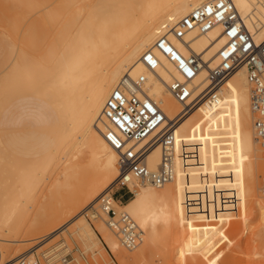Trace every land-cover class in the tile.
I'll use <instances>...</instances> for the list:
<instances>
[{
    "label": "bare ground",
    "instance_id": "1",
    "mask_svg": "<svg viewBox=\"0 0 264 264\" xmlns=\"http://www.w3.org/2000/svg\"><path fill=\"white\" fill-rule=\"evenodd\" d=\"M208 1L15 0L7 22V35L13 37L10 57L0 66V110L13 98L34 95L53 109V116L42 113L18 123L12 137L0 141V156L7 152L11 157L4 163L11 174L0 193V261L1 242L19 241L10 237L22 229L21 218L40 200L44 185L49 200L58 199L59 205L44 211L49 219H37L30 229L48 227L46 234L67 230L95 244L104 239L125 262L158 244L169 251L172 264H217L218 248L225 232L234 228L237 211L239 218L256 219L264 231L262 184L260 191L257 186L264 177L259 160L264 158V140L258 135L244 66L226 79L219 102L204 98L175 125L172 177L167 182L156 185L135 177L130 199L112 197L116 209L128 212L141 230V242L127 248L137 249L122 248L100 205L120 173L119 152L105 137L103 110L110 94L125 77L143 75L145 95L162 108L167 121L181 112L183 105L169 84L183 76L157 48L163 36L184 55L198 56L201 68L191 87L194 95L204 93L210 68L219 64L218 52L227 42L223 27L217 24L205 32L195 28L184 37L176 36L174 28ZM232 1L256 43L263 42L264 0ZM76 13L83 14L78 23ZM148 50L159 60L155 69L144 62ZM85 153L89 159L82 161ZM162 162L157 141L146 163L157 172ZM89 212L95 224L87 219ZM256 254L262 257L263 252ZM24 256L32 260L33 251Z\"/></svg>",
    "mask_w": 264,
    "mask_h": 264
},
{
    "label": "built area",
    "instance_id": "2",
    "mask_svg": "<svg viewBox=\"0 0 264 264\" xmlns=\"http://www.w3.org/2000/svg\"><path fill=\"white\" fill-rule=\"evenodd\" d=\"M221 24L227 42L220 48V62L210 68L206 91L194 95L192 79L201 68L196 55H184L167 37L157 40L156 46L181 72L182 79H174L169 84L170 90L183 108L173 119L167 121L162 108L149 96L145 95V76L137 79L125 77L121 84L110 94L103 114L107 124L105 137L119 152V176L114 189L107 192L100 200L101 208L107 212L108 224L120 236L123 245L132 249L142 239L141 230L128 212H119L113 205L112 197L126 198L133 195L130 183L137 177L151 181L156 185L167 182L172 177V145L175 141V125L203 99L217 103L220 100V89L238 68L244 66L251 85V97L256 112L258 135L264 140V41L256 43L253 34L244 27L239 12L232 0H211L204 2L191 13L184 16L174 28L178 37L195 28L201 32L208 31ZM146 65L155 69L159 60L152 50L143 56ZM167 122L166 124H164ZM148 139L141 147L137 144ZM159 141L163 148V162L157 172L150 170L146 163L148 151ZM125 190L124 193H120ZM261 193L264 199V179ZM119 196V197H118ZM62 264L70 261L68 255L60 257ZM19 264H39V260L21 259ZM115 264V259L108 263Z\"/></svg>",
    "mask_w": 264,
    "mask_h": 264
},
{
    "label": "rangeland",
    "instance_id": "3",
    "mask_svg": "<svg viewBox=\"0 0 264 264\" xmlns=\"http://www.w3.org/2000/svg\"><path fill=\"white\" fill-rule=\"evenodd\" d=\"M15 8V0H0V66L10 57L9 53L11 46L9 42L13 40V37L11 38V36L8 37L7 35V22L8 17L14 12ZM38 16V14H35L33 17L37 19ZM74 16V23H78L81 21L83 14L76 13ZM33 17L32 19H34ZM14 38V40L17 39L16 36H14ZM30 108H32L29 112L31 114L25 116V112ZM42 113L52 117L53 109H51L46 102L34 95H21L13 98L3 110H0V141L1 139L6 140L12 137V134L15 132L16 124L33 121L34 118L42 115ZM88 159L89 154L85 153L82 161H87ZM9 160H11V157L7 152L0 156V193L4 187V181L11 174L10 170L4 166V163ZM259 160L264 162V158H260ZM263 179L264 177H261V179L257 181L258 191H260ZM124 192L125 190H121L120 193ZM49 195V189L44 185L40 192V200L22 216V229L16 233L17 235L13 234L10 237L11 239L19 238L18 242H1V258L3 260L0 261V264H4L7 260H18L14 264H19L21 258L25 260L28 258L27 261H31L29 257L24 256L31 250L33 251L32 260H34V258L39 260V264H62L60 262V257L66 254L70 261L68 264H108L113 258L115 259V264H172L173 259H171L169 251L158 244L147 247L144 254H139L131 261L125 262L117 252L113 251L108 246L104 239L100 241V243L95 244L87 237H80L77 234L71 236L67 230H63V233L61 230L60 232L56 231L46 234L49 232L48 227L38 230L30 229L31 227L29 226L37 219L39 222L47 220L45 219L48 218V214L45 213L46 211L50 212L53 210V207L55 209L58 207V199L50 201V198H48ZM132 196L133 195L126 197V200H123V198H118V200L127 201ZM41 207L45 209L40 211ZM90 208L91 207H89L88 210ZM236 213L235 215L237 216L234 215V219L232 217V225H234V228L225 232L222 240L223 243L220 244L218 248L219 256L217 258L219 260L217 264H264V231L258 229V222L256 219H242L238 217L240 211ZM86 217L92 224H95V220L90 212ZM258 233L260 235H258ZM122 248L126 249L128 252L137 249L128 250L124 248L123 245ZM260 251L263 252L262 257L256 254Z\"/></svg>",
    "mask_w": 264,
    "mask_h": 264
},
{
    "label": "crops",
    "instance_id": "4",
    "mask_svg": "<svg viewBox=\"0 0 264 264\" xmlns=\"http://www.w3.org/2000/svg\"><path fill=\"white\" fill-rule=\"evenodd\" d=\"M123 200H126V198H123Z\"/></svg>",
    "mask_w": 264,
    "mask_h": 264
}]
</instances>
